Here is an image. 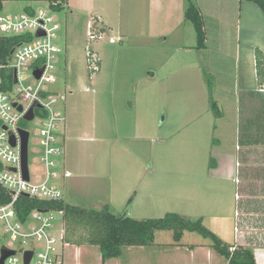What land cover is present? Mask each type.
<instances>
[{
	"label": "rangeland",
	"instance_id": "rangeland-1",
	"mask_svg": "<svg viewBox=\"0 0 264 264\" xmlns=\"http://www.w3.org/2000/svg\"><path fill=\"white\" fill-rule=\"evenodd\" d=\"M242 1L252 10H243L239 21L225 18L220 23L214 11L205 9L216 5L230 15L233 0H192L204 12L202 48L196 46L195 29L185 17L187 0H67L60 10H50L47 1H3L2 14L21 13L27 6L43 8L60 25L54 41L61 52L54 62L52 89L68 120L77 119L72 122L77 130L94 139L82 142L91 145L88 150L73 146L69 151L72 177L58 182L67 203L95 210L107 206L117 215L137 219L175 212L201 220L223 242L233 243L230 209L236 188L230 179L215 178L212 172H228L234 163L216 169L213 161L219 162L222 154L235 155L234 134L242 123L234 109L255 108L264 123V93H258L254 55L257 48L264 52V38L259 37L264 14L256 3ZM235 6L238 11L236 2ZM96 27L111 30L116 41H90L87 32ZM87 45L100 58L99 71L92 75L86 64ZM103 115L112 123L117 120L119 127L100 131ZM124 116L125 130L120 127ZM92 118L96 127L91 134ZM37 123L34 119L26 124L31 172L40 155ZM138 147L143 148L140 156ZM54 224L61 226L60 215ZM158 239L177 244L170 230L156 231ZM8 241L0 234L1 245ZM181 241L187 246L210 242L191 231H184ZM220 260L227 264L222 256Z\"/></svg>",
	"mask_w": 264,
	"mask_h": 264
},
{
	"label": "built area",
	"instance_id": "built-area-1",
	"mask_svg": "<svg viewBox=\"0 0 264 264\" xmlns=\"http://www.w3.org/2000/svg\"><path fill=\"white\" fill-rule=\"evenodd\" d=\"M49 9L53 10L50 5ZM50 10L38 8L33 9V13H0V34L29 35L27 40L12 48L9 62L0 64V186L6 196L0 194V234L9 239L5 245L0 244V260L3 249L13 251L4 258L3 264H65L63 249L70 244L65 240L62 210L36 207L23 215L24 205L19 204L18 208L22 197L47 201L63 199L62 186L58 182L70 176L56 159L63 156L65 115L59 109L56 91L52 89L54 62L61 48L54 41L60 25ZM92 29L87 32L90 41L106 37L109 43L116 41L103 27ZM85 49L87 68L92 75L99 71L100 58L90 45ZM35 71H41L38 78ZM31 108L33 118L27 120L25 115ZM34 119H38L40 155L31 172L27 145L26 179L22 172L19 130L29 134L26 124ZM11 137L14 145L10 142ZM56 215H60L62 221L59 228L54 224ZM29 251L31 257L25 263Z\"/></svg>",
	"mask_w": 264,
	"mask_h": 264
},
{
	"label": "crops",
	"instance_id": "crops-1",
	"mask_svg": "<svg viewBox=\"0 0 264 264\" xmlns=\"http://www.w3.org/2000/svg\"><path fill=\"white\" fill-rule=\"evenodd\" d=\"M235 2L238 4L239 10L236 11ZM204 3V2H203ZM234 9L231 14L218 11L215 6H209L205 10H212L215 12L217 19L220 23L225 18L235 20L241 16L243 10H252L250 4L245 3L242 0H233ZM251 7H250V6ZM204 6L205 3H204ZM210 10V11H211ZM200 12L204 14L203 9ZM258 19V12L255 13ZM104 20L101 21L103 27L108 28L104 24ZM110 29V28H109ZM226 27L223 28L225 31ZM108 34L111 30L107 29ZM260 33L259 30H255L254 33ZM260 38H264V33H260ZM120 38V37H119ZM257 40H259L257 38ZM112 44V43H110ZM142 47L145 49L144 44ZM263 48V47H262ZM259 49V48H258ZM149 59V58H148ZM258 93H264V89L258 88ZM250 106L241 107V109H234L235 116L242 124L235 130V155L222 154L219 162L214 159L216 169H226L229 165L234 163L230 171L219 170L212 172L214 177L223 180H228L234 183L236 191L234 192V206L230 209L233 212L230 217L233 221V245L245 244L246 247L253 251L256 264H264V123L260 124L262 120L257 118L258 112L255 108L248 109ZM253 110V111H252ZM262 111L263 110H259ZM65 121L62 126V143H63V156L60 164L61 168L70 172L69 179L72 177V170H70L69 151L74 148L88 150L91 146L83 144L85 139H89L91 142L92 135H86L83 130H77L72 122L75 124L77 121L67 117L66 109H64ZM256 113L255 117L254 114ZM121 118L120 127L125 130L128 126L126 119ZM102 124L100 125V131H108L111 127H119L117 120L113 123L106 115L102 116ZM242 120V121H241ZM76 121V122H75ZM136 123V122H135ZM96 122L94 118L91 120V134L95 133ZM90 132V131H89ZM90 134V133H89ZM105 133L103 134V136ZM107 135L99 142H104ZM94 140V139H93ZM142 147L137 148L138 155L142 153ZM228 158V159H227ZM88 160V158H85ZM138 159L143 160L141 157ZM229 162H228V161ZM142 162V161H141ZM228 162V163H226ZM228 165V166H227ZM226 166V167H225ZM75 168V167H74ZM62 191L63 187H62ZM64 197V194H63ZM64 199V198H63ZM229 210V211H230ZM133 213V212H132ZM131 216V215H130ZM226 217V216H224ZM222 217V219H225ZM234 228H237L235 231ZM241 234L243 236L241 237ZM182 239V238H181ZM151 245H130L123 246L121 252L117 257H111L103 259L97 245L91 244H68L64 247V259L65 264H163L164 259H168L164 264H172L170 261H174L173 264H222L220 255L212 249L209 245L193 243L191 246L170 244L169 241L157 240ZM179 243V244H178ZM171 259V260H170Z\"/></svg>",
	"mask_w": 264,
	"mask_h": 264
},
{
	"label": "trees",
	"instance_id": "trees-1",
	"mask_svg": "<svg viewBox=\"0 0 264 264\" xmlns=\"http://www.w3.org/2000/svg\"><path fill=\"white\" fill-rule=\"evenodd\" d=\"M4 0H0V10ZM47 1L53 10H60L67 0H38ZM188 6L185 17L189 20L196 32L198 48L205 45L203 30V17L192 0H187ZM258 5L264 14V0H246ZM25 11L33 13V8L27 6ZM28 34L3 35L0 34V64L8 63L11 58V50L18 43L27 40ZM255 64L259 85L264 89V52L258 48L255 50ZM212 102L215 114L220 112ZM2 165L0 164V169ZM0 186V194L5 196ZM3 192V193H2ZM6 198V196H5ZM1 200V199H0ZM3 200H5L3 198ZM19 204L24 205L23 215L28 211L43 207L47 209L62 210V218L65 226V240L70 244L97 245L103 259L117 257L123 246L151 245L154 243L155 232L160 230L172 231V238L179 242L184 231H191L207 238L209 246L222 256L227 264H256L253 251L250 248L227 244L212 230L201 223V220H191L178 213L169 212L163 217L137 219L130 215H117L107 206L100 210L89 209L82 205L67 203L64 199L59 201H47L22 197ZM21 214V210H20ZM233 247V249H231Z\"/></svg>",
	"mask_w": 264,
	"mask_h": 264
},
{
	"label": "water",
	"instance_id": "water-1",
	"mask_svg": "<svg viewBox=\"0 0 264 264\" xmlns=\"http://www.w3.org/2000/svg\"><path fill=\"white\" fill-rule=\"evenodd\" d=\"M38 34H42L41 31H38ZM36 77L38 78L41 74V71H35L34 72ZM18 109L20 110L21 108L18 107ZM33 118V110L32 108L28 111V113L25 115V119L27 120H30ZM20 132V135H21V156H22V172H23V175L24 177L27 179L28 178V166H27V145H28V132L23 130V129H20L19 130ZM10 142L12 145L15 144V141H14V138L11 137L10 138ZM9 254H13V251H10V250H7V249H3L2 250V257H1V260H0V264H3V260L4 258L9 255ZM30 257H31V252H26V255H25V263H28L29 260H30Z\"/></svg>",
	"mask_w": 264,
	"mask_h": 264
}]
</instances>
